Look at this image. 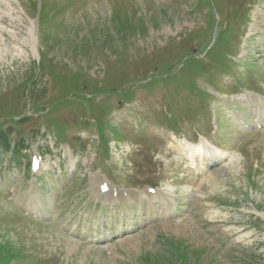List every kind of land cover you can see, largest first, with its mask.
<instances>
[{"label":"rangeland","instance_id":"rangeland-1","mask_svg":"<svg viewBox=\"0 0 264 264\" xmlns=\"http://www.w3.org/2000/svg\"><path fill=\"white\" fill-rule=\"evenodd\" d=\"M0 53V264H264V0H0Z\"/></svg>","mask_w":264,"mask_h":264},{"label":"bare ground","instance_id":"bare-ground-1","mask_svg":"<svg viewBox=\"0 0 264 264\" xmlns=\"http://www.w3.org/2000/svg\"><path fill=\"white\" fill-rule=\"evenodd\" d=\"M241 97L244 101H246L244 103L245 105H243V107H246V109H248L249 112L256 111L258 113H264V96H261L259 94L253 93V92H246ZM160 136L164 139H169V138L172 139L173 138L172 135L167 136L164 132H162L160 134ZM176 140H177L176 142L178 144V149L175 150L176 153H178L179 151H182V150H188L186 148L187 146L189 149H191L189 146V144L191 142L189 140L182 139V138L181 139L176 138ZM198 142L199 143L197 144L198 145L197 148H199L200 151L207 150L208 152L212 153L215 151L217 152V150H218V148L212 142H210L208 139H206L205 136H203V135H201L199 137ZM188 152L190 154V151H188ZM184 158L187 159V161H188V158H189L188 153L186 154V156ZM105 179H106L105 177L99 175V176H93L91 181L94 185H98L100 187V189H102V188H107V186H106L107 184H106ZM109 193H110V191H109ZM152 207H154L153 204H145L144 205L145 209L152 208Z\"/></svg>","mask_w":264,"mask_h":264}]
</instances>
